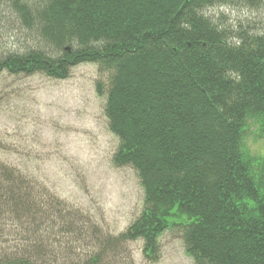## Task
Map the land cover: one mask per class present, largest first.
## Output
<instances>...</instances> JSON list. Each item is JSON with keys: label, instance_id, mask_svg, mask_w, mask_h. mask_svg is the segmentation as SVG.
I'll use <instances>...</instances> for the list:
<instances>
[{"label": "trees", "instance_id": "trees-1", "mask_svg": "<svg viewBox=\"0 0 264 264\" xmlns=\"http://www.w3.org/2000/svg\"><path fill=\"white\" fill-rule=\"evenodd\" d=\"M0 1L20 36L0 74L65 81L96 66L113 163L144 192L125 232L81 254L84 218L0 156V264H116L136 241L157 260L169 230L194 264H264V151L248 146L254 127L264 143V32L210 13L263 14L264 0Z\"/></svg>", "mask_w": 264, "mask_h": 264}, {"label": "rangeland", "instance_id": "rangeland-1", "mask_svg": "<svg viewBox=\"0 0 264 264\" xmlns=\"http://www.w3.org/2000/svg\"><path fill=\"white\" fill-rule=\"evenodd\" d=\"M1 3L0 20L14 22ZM210 13L217 19L223 13L230 25L250 22L248 26L264 32V12L222 9ZM3 29L0 21L1 54L8 47L17 48L20 39L16 30ZM100 77L92 65L73 69L65 81L0 74V145L8 150L0 149V156L26 165L45 194L55 196L64 208L84 218V246L74 243L81 254L93 252L96 236L115 237L125 232L144 207L136 172L113 163L119 140L105 116L106 99L95 88ZM256 130H250L248 146L260 153L264 143L254 135ZM143 247L141 241L125 244L116 264H194L176 230L160 238L157 260L145 257Z\"/></svg>", "mask_w": 264, "mask_h": 264}]
</instances>
